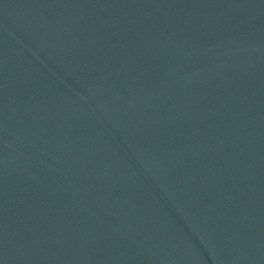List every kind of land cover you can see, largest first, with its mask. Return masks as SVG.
Listing matches in <instances>:
<instances>
[{
	"label": "water",
	"instance_id": "95a60500",
	"mask_svg": "<svg viewBox=\"0 0 264 264\" xmlns=\"http://www.w3.org/2000/svg\"><path fill=\"white\" fill-rule=\"evenodd\" d=\"M0 264H264V0H0Z\"/></svg>",
	"mask_w": 264,
	"mask_h": 264
}]
</instances>
